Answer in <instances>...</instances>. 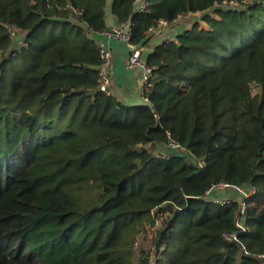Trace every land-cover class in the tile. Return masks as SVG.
<instances>
[{
	"label": "trees",
	"instance_id": "trees-1",
	"mask_svg": "<svg viewBox=\"0 0 264 264\" xmlns=\"http://www.w3.org/2000/svg\"><path fill=\"white\" fill-rule=\"evenodd\" d=\"M223 1L112 0L153 68L134 106L99 90L107 0H0V264H150L133 242L153 209L158 264H264V0ZM190 14L206 27L148 51L159 20ZM218 183L256 188L238 241Z\"/></svg>",
	"mask_w": 264,
	"mask_h": 264
},
{
	"label": "built area",
	"instance_id": "built-area-1",
	"mask_svg": "<svg viewBox=\"0 0 264 264\" xmlns=\"http://www.w3.org/2000/svg\"><path fill=\"white\" fill-rule=\"evenodd\" d=\"M134 1H135L137 13L146 12L148 7L150 6V0H134ZM250 3L251 2L249 0H243V1L224 0L222 2L223 5L229 6L230 8H233V9H237V8L246 9L247 5ZM185 18L186 16H179V18L176 21L180 22L184 20ZM174 22H169V21L161 19L157 22L156 26L153 27L152 29L157 28L160 32L162 29L166 27H170ZM8 33L10 37L13 40H15L14 39V37L16 36L15 31L12 29H8ZM102 33L104 37H106L109 40H116V41L125 42L128 44L130 48V57L128 58L127 65L130 69H138L141 71L142 79H141V83L139 86V94L141 95L143 102L146 104H149V99L146 97V93L151 87V78L153 76V68H151L146 63V61L143 59L142 57L143 49L131 42L132 36H131L130 23L128 22L125 24V26L114 27ZM172 41H177V38L170 40V42ZM98 48H99V54H100V59H101V64L98 67L99 90L103 92L104 94H106L107 96H113L114 89H113V78L111 74L112 53L109 47L105 43L99 42ZM252 92H253V95H256L255 85L252 86ZM169 146L178 152H182V153L185 152V149L183 148V146L177 142L170 141ZM206 165L207 163L205 161L199 162V166L201 168H205ZM231 191L238 193L240 197L239 198L230 197ZM207 195H208L207 196L208 200L213 201L215 204L219 206H225L233 202H237L238 204L239 208L236 210L238 229L231 233H225L224 236L227 240L238 241L239 236L245 235L250 232L248 224L244 223V221H245V218L248 216L249 208L253 204V199L257 195V191L255 187L246 188L244 186H233L228 183H218V184H215L210 189ZM154 210H156V213L155 214L152 213V216L158 222H160V225H158L159 228H156V230H154L153 240L157 236L158 229H161V226L166 220V216L163 213H161L159 209H153L152 212ZM138 239L139 238L134 239V242H133L134 249L138 247ZM152 249H153V254L151 257H149V262L150 264H158V261H160L163 258L162 251L164 250V248H160V250L158 251H156L154 247Z\"/></svg>",
	"mask_w": 264,
	"mask_h": 264
},
{
	"label": "crops",
	"instance_id": "crops-1",
	"mask_svg": "<svg viewBox=\"0 0 264 264\" xmlns=\"http://www.w3.org/2000/svg\"><path fill=\"white\" fill-rule=\"evenodd\" d=\"M111 4L112 0H107V30L114 27L125 26V24H120L115 16L112 15ZM201 19L202 18H200V20L199 18L195 19L194 16L190 14L186 16L184 20L180 22L176 21L170 27H166L160 32L157 28L150 30L148 37H150L151 40L148 44V51L151 52L162 43L170 42V40L177 38L179 34H184L191 29L197 21H199L198 23L201 24L202 28H205V23ZM94 38L98 43H105L112 53L111 74L113 78L114 96L127 105H142L143 100L139 94L142 73L138 69H130L127 65L128 58L130 57V48L128 44L116 40H109L104 37L102 32H98ZM15 42L17 45H20L22 39L15 40Z\"/></svg>",
	"mask_w": 264,
	"mask_h": 264
},
{
	"label": "rangeland",
	"instance_id": "rangeland-1",
	"mask_svg": "<svg viewBox=\"0 0 264 264\" xmlns=\"http://www.w3.org/2000/svg\"><path fill=\"white\" fill-rule=\"evenodd\" d=\"M201 28L202 27H200V29ZM154 153L156 155H161L159 149L154 150ZM151 213L155 214L156 210H154L153 212L151 211ZM158 225H160V222H158L153 216H152V222L151 223H149L147 221L142 223V225L140 226V228L138 230L139 232L137 231V233L134 236V239L139 238L138 239V247L135 248L137 251H139L140 249H144L147 251V250H150L153 248L154 230H156V228H159ZM162 252H164V250ZM152 254H153V250H152Z\"/></svg>",
	"mask_w": 264,
	"mask_h": 264
}]
</instances>
